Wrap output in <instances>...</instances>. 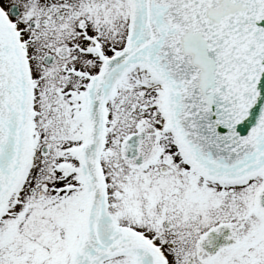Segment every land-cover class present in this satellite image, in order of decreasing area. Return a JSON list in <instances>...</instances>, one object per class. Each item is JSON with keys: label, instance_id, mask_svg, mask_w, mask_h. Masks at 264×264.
I'll use <instances>...</instances> for the list:
<instances>
[{"label": "snow or ice", "instance_id": "1", "mask_svg": "<svg viewBox=\"0 0 264 264\" xmlns=\"http://www.w3.org/2000/svg\"><path fill=\"white\" fill-rule=\"evenodd\" d=\"M0 264H264V0H0Z\"/></svg>", "mask_w": 264, "mask_h": 264}]
</instances>
